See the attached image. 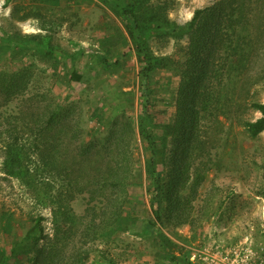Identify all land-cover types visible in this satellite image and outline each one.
<instances>
[{
    "label": "rangeland",
    "instance_id": "374dc122",
    "mask_svg": "<svg viewBox=\"0 0 264 264\" xmlns=\"http://www.w3.org/2000/svg\"><path fill=\"white\" fill-rule=\"evenodd\" d=\"M126 1L161 58L148 102L146 60L114 0H0V72L19 71L0 85V264H182L151 221L185 264H264V131L244 124L261 116L251 102L264 103V0L246 4L253 20L233 53L216 43L215 17L195 38L164 29L219 0ZM146 107L162 148L163 222L138 130ZM121 166L124 187L110 172ZM39 250L51 251L46 263Z\"/></svg>",
    "mask_w": 264,
    "mask_h": 264
},
{
    "label": "trees",
    "instance_id": "16d2710c",
    "mask_svg": "<svg viewBox=\"0 0 264 264\" xmlns=\"http://www.w3.org/2000/svg\"><path fill=\"white\" fill-rule=\"evenodd\" d=\"M119 6V10L122 13L125 27L129 33L130 38L132 39L137 53L146 60V64L142 69V86H141V94L142 97L148 102L151 94V88L148 86V78L149 71L151 70V66L156 65L157 62L161 61V58L152 55L146 45V36L151 30V26L149 24L142 23L137 15L136 5L133 2L126 0H114ZM250 0H219L216 2V5L208 6L204 9H198L190 22L186 25L176 24L171 21H166V25L164 29L173 35L183 36L185 34H189L195 36L199 34V24L203 20L212 19L215 17L217 20H220L219 27L216 30V37L218 42L225 43L228 40L231 41V52H236V45L234 46L235 36L239 30V28L247 27V31H249L250 20L252 19V9H247L246 4H248ZM252 7V6H251ZM250 7V8H251ZM253 20V19H252ZM246 38V37H245ZM246 43V42H245ZM197 42L193 46V49L197 48ZM16 76L15 81L18 79L19 71L13 72L12 75L8 73L0 72V85H10L7 84L9 82H13L12 77ZM76 79H80V74L74 75ZM192 90L190 88H186L182 90L180 93L184 97L191 93ZM187 98V97H186ZM183 99V101H186ZM251 107L261 112V116L255 120L247 119L244 124L248 131L251 134L256 135L262 131H264V103L258 100H253L250 104ZM183 107L186 105H182L180 103V112H182ZM186 111H183L181 114L186 115ZM183 117H178L177 122H183L186 126L187 120L182 119ZM195 123V122H194ZM179 124V123H178ZM176 124V125H178ZM127 123V127H128ZM129 129V128H128ZM138 130L139 133L144 140L147 148L146 153V168L147 172L151 176L152 179V211L156 220L164 221L162 215L163 209V195H164V170L162 168V148L159 146V137L156 133L155 127V115L146 107L141 113L138 121ZM110 172L113 176L116 177L117 186L125 185V181L120 179V176L127 172L125 167L121 166L119 168L110 169ZM181 203V202H180ZM125 201L121 204L119 212H121L120 219L118 221L121 222L119 227H122L125 223L128 222V218L125 215L124 209ZM183 204V203H182ZM147 230L149 232H153L163 247L172 254V257L180 261L182 264L187 263L189 258L185 259L182 255L175 254V249L177 248L176 243L162 230L160 226H158L156 221L147 222ZM40 257L46 256L44 262L50 258L51 251L47 250H39Z\"/></svg>",
    "mask_w": 264,
    "mask_h": 264
}]
</instances>
